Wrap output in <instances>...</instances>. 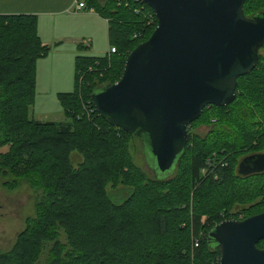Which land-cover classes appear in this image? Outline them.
Instances as JSON below:
<instances>
[{
    "label": "trees",
    "instance_id": "1",
    "mask_svg": "<svg viewBox=\"0 0 264 264\" xmlns=\"http://www.w3.org/2000/svg\"><path fill=\"white\" fill-rule=\"evenodd\" d=\"M84 4L107 21L110 48L115 53L104 58H75V90L57 95L66 117L60 124L30 119L36 65L49 53L39 37L37 17L0 15V177L6 188L26 183L39 194L34 218L27 221L13 248L0 253V264H209L210 260V264H219V253L207 239L218 225L212 219L221 205L213 209L209 207L214 204L205 201L206 210L190 214L189 201L207 190V200H216L214 189L227 186L228 181L232 191L253 189L264 181V173L244 178L237 170L226 169L224 162L209 166L206 161L213 154L221 159L236 155L245 141L256 137L255 146L264 140V60L259 56L256 69L239 78L236 88L237 93L242 80H251L249 84L261 98L244 101L236 95L227 107L203 110L201 117L210 111L230 117L199 138L201 148L190 155L187 174L163 181L148 179L135 168L128 153V141L136 138L110 127L94 110L91 98L120 80L128 54L155 30V16L136 0H84ZM263 8L259 0H247L244 14L252 18L263 13ZM147 14L154 17L152 25ZM129 44L128 53L120 54L118 49ZM81 74L89 88L80 94ZM189 146L190 135L175 172ZM73 153L83 159L77 169ZM254 154L264 152L250 155ZM233 158H237L236 165L243 159ZM203 172L211 176L204 178ZM119 184L127 186L129 193L116 204L107 189L116 190ZM256 191L264 194V187ZM191 193L194 197L190 199ZM259 197L261 202L246 212L263 207L264 196ZM194 236L198 247L192 249ZM263 247V242L258 244Z\"/></svg>",
    "mask_w": 264,
    "mask_h": 264
},
{
    "label": "water",
    "instance_id": "2",
    "mask_svg": "<svg viewBox=\"0 0 264 264\" xmlns=\"http://www.w3.org/2000/svg\"><path fill=\"white\" fill-rule=\"evenodd\" d=\"M140 1L157 26L128 54L120 80L91 99L110 127L145 143L165 174L175 171L189 126L206 107L231 105L237 80L256 69L264 12L246 17L247 0ZM237 173H264V154L243 158ZM207 242L219 253V264H264V248H258L264 243V213L218 224Z\"/></svg>",
    "mask_w": 264,
    "mask_h": 264
},
{
    "label": "rangeland",
    "instance_id": "3",
    "mask_svg": "<svg viewBox=\"0 0 264 264\" xmlns=\"http://www.w3.org/2000/svg\"><path fill=\"white\" fill-rule=\"evenodd\" d=\"M100 2H104L105 0H98ZM108 1V0H107ZM259 5H264V0H259ZM92 10V9H91ZM260 11H264V8ZM151 15V14H147ZM152 16V15H151ZM249 18V17H248ZM83 21V20H82ZM85 24V21H83ZM153 24V21L151 25ZM75 29L72 28L70 31H74ZM90 35L92 38L86 40L85 43L81 45V47L85 48L84 55L91 56V57H101L104 58L109 54L110 50V43L108 39V32L105 30L98 29L97 33L92 32V28L89 29ZM149 39V38H148ZM71 46V44H70ZM115 46L116 45H112ZM117 48V47H116ZM132 48V45H126L125 47H120L118 50L121 53H128V51ZM54 49V47L52 48ZM88 49V50H86ZM259 56L264 60V49L259 50ZM111 58V57H109ZM259 63V62H258ZM264 64V63H263ZM37 67L39 69L40 75L42 74V70L45 74H51L55 76V81H62L59 82L58 90L56 91H49L48 87H43L42 89H38L36 85V96L34 106L31 108L30 112V119L33 120L35 114L40 113L44 114L42 119L44 122L47 123H58L66 121V117L62 107L60 106L57 95L59 93H72L75 90V59L73 58L72 61L68 57L64 56H55L54 51L50 50V53L47 58L38 62ZM89 72L92 70L89 69ZM62 78H65L64 80ZM251 81V80H250ZM250 81L242 80L240 82V89L236 93L240 100L248 101L250 98H261L256 91H253ZM87 79L85 80L84 74L78 75V89L80 94L82 91L88 92L86 90L89 88L87 86ZM53 89V88H52ZM58 93V94H57ZM84 97V96H83ZM86 99V98H85ZM34 111V112H33ZM262 117L264 116V109H261ZM34 114V116H33ZM201 117V116H200ZM230 115L224 116L223 113L217 114L210 111L207 114H203V116L197 120L195 123L191 124L188 128V133L190 135V146L187 150L186 156L184 160L181 162L179 169L175 172L174 169L168 173L161 174L156 168L155 160L150 155L148 148L146 147L145 143L140 139H131L128 141L129 148L128 153L131 158L132 164L137 168L142 174L146 176L148 179H159V180H167L169 178H174L177 174L185 173L187 174V165L189 164V158L192 153L199 151L201 148L200 145L202 144L199 138H205L206 135L211 131V128L215 124H220L221 122H225ZM36 118V117H35ZM37 119V118H36ZM258 137L252 139V141L248 142L245 141V147L243 149L238 150L239 152L236 155H229L226 157H219L215 154L212 157L208 156L207 164L210 166L211 164H226V169H231L232 171L237 170L238 165L235 164L234 160L236 157H247L254 152H264V140H261L258 146H255L258 141H255ZM252 142V143H251ZM254 143V144H253ZM7 149H2V152H6ZM203 154H208L207 152ZM78 161H83L82 157L77 153H73L72 155V162L74 163L75 169L78 168ZM224 162V163H223ZM227 162V163H226ZM235 169V170H234ZM204 178L211 176L206 175V172L201 173ZM171 178V179H172ZM5 180L0 177V253H5L10 251L16 240L17 237L24 231L26 227V223L29 219L34 218L35 216V204L39 198V194L26 184L22 183L18 188L10 189L4 187ZM230 181H228L227 186L223 185L215 190V199L212 202L207 200V193L198 194L194 199L193 193L190 196V203L191 211L190 214L195 212H202V209L206 210L205 208L206 202L213 203L210 204L209 208L215 209V207L219 204L221 206L217 207V210L214 212H218L216 216H213V224H220L226 221H243L253 216L259 215L258 213L264 210L263 207L259 208L257 211L253 212H246V210L250 209L252 206L257 205L261 202L262 198L259 196H264L263 192L256 191L260 186L264 187V181L257 183L255 187L247 189L243 188L242 190L232 191L230 188ZM249 184H246L248 186ZM245 186V184H242ZM210 189V188H209ZM213 190V189H211ZM251 191V192H250ZM108 194L111 196L112 200L116 204H121L127 197L129 193V188L122 184H119L116 187V190L109 187L107 189ZM250 192V193H249ZM264 198V197H263ZM197 201H199L197 203ZM264 201V200H263ZM262 201V202H263ZM204 203V204H203ZM245 208V210H244ZM245 217H248L244 219ZM231 219V220H228ZM217 226V225H216ZM211 232V231H210ZM195 236L192 239V249L194 248V240ZM264 248V247H263ZM262 249V248H260ZM190 254V252H189ZM211 262V260H210ZM209 262V264H210Z\"/></svg>",
    "mask_w": 264,
    "mask_h": 264
},
{
    "label": "crops",
    "instance_id": "4",
    "mask_svg": "<svg viewBox=\"0 0 264 264\" xmlns=\"http://www.w3.org/2000/svg\"><path fill=\"white\" fill-rule=\"evenodd\" d=\"M0 15H31L37 17V30L43 46L49 48V53L50 50H53L55 56L68 57L70 61L77 56H86L84 55L85 48L81 45L86 40L90 42L89 39L92 38L90 28H92L93 33H97L98 29L108 32L106 20L87 7L78 11L75 0H3L0 3ZM82 20L85 21V24ZM72 28L75 30L70 31ZM53 47L54 49H52ZM48 55L39 61L47 58ZM39 69L41 68L36 67V85L38 89L40 90L45 86L48 87L49 91L58 90L59 82L62 81H55V76L51 72L45 74L42 70L40 75ZM43 115L37 113L34 116L33 114V120L38 123H47L40 117ZM60 123H65V121L56 124ZM80 163L81 161H78V164Z\"/></svg>",
    "mask_w": 264,
    "mask_h": 264
},
{
    "label": "built area",
    "instance_id": "5",
    "mask_svg": "<svg viewBox=\"0 0 264 264\" xmlns=\"http://www.w3.org/2000/svg\"><path fill=\"white\" fill-rule=\"evenodd\" d=\"M136 2H140V3H142L140 0H136ZM75 5H76V9L78 10V11H80V10H83V9H85L86 8V6H85V4H84V0H75ZM140 12H143V9L142 10H136L135 11V14L136 15H139L140 14ZM146 19H147V21L148 22H152L153 21V19H154V17L153 16H151V15H147L146 16ZM115 53V49L114 48H110V50H109V54L108 55H110V54H114ZM194 248L195 247H198V243H195L194 242Z\"/></svg>",
    "mask_w": 264,
    "mask_h": 264
}]
</instances>
